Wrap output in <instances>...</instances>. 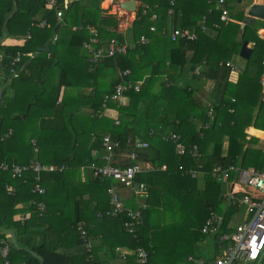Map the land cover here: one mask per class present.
<instances>
[{
  "label": "trees",
  "instance_id": "obj_1",
  "mask_svg": "<svg viewBox=\"0 0 264 264\" xmlns=\"http://www.w3.org/2000/svg\"><path fill=\"white\" fill-rule=\"evenodd\" d=\"M101 1L102 0H73L70 2V5L68 4L65 6L64 0H57V8L62 10L63 13L62 20L67 24L63 27L56 24L54 12L46 8V0H0L1 77L3 79L11 78L9 84L14 91L17 90L16 82L18 81L26 82L27 86L29 83H33L39 93L48 91L50 93L49 97L54 98L50 99L51 101L49 104H51L58 100L59 91L62 87L68 88L76 84L75 75L78 74L77 71L82 65H89V67H92L89 71L86 70L87 75L83 84L90 88L88 93L75 95V97L69 96L68 98L63 96V99L59 101L64 113L69 117L71 126L70 134L72 135L70 145L71 148L74 149L78 146H82L83 143L86 145V142H90V132H92L95 126L97 130H106L112 134L111 139L118 142V146L115 147L114 151H116V149L117 151L125 149L129 151L133 150L131 144L135 138L147 140L148 137L149 139L155 137L161 140V142H164L162 136L168 132L164 131L166 127L170 129L169 131L185 134L187 131L186 123L188 122L189 116L192 117L193 112H202L204 115L206 108H208V106L205 107L199 102H195L193 97V83L202 77L204 79L213 80L216 89L221 85L222 87H227V84H229L228 77L230 67L225 65V62L229 58L230 53L238 51L239 45L234 42V38H231L232 40L226 43L227 52L221 56L219 55L218 59L214 58L211 60L209 53L202 55L199 59L201 62L197 67L198 71H195L196 63L187 62L186 53L192 48L195 49L200 39L198 41H172L169 36L168 26L171 24V28H192L197 31L199 36L202 32L201 29L205 28H201V25H199V28L198 22L200 21L201 23L202 16L204 15L205 20L203 24L204 26L208 25V16L212 13V11H206L209 6L208 3H194V8L191 10V4L188 3L185 5V0H173L171 3L172 5H170L171 0H144L148 2L151 11H155L158 17L155 21L151 20L150 13L147 12L143 14L141 12L142 7L139 5L136 18L133 22V31L136 34V38L141 34H149V42L144 45H136L125 54L105 57L100 62L92 65L84 56L80 55L81 42L85 37H89L86 26L89 25L94 27V35L98 36L99 39H106L117 35L114 31L116 27L115 16L102 13L100 9ZM12 12L13 14L10 16ZM39 14L40 17L38 18ZM232 15L241 17L240 13H232ZM42 19H45L49 26H37L36 23ZM152 24L155 26V30L151 32L149 31V26ZM227 24L235 29L234 32L240 30V25L237 23L229 22ZM72 25L81 26V28L72 30ZM257 27L254 24L245 25V27H243L244 37L250 39L247 35V31L251 29L253 32H256ZM54 32H57L58 37L56 41L52 42L51 35ZM27 34H29L30 37L27 38ZM5 37L16 39L24 38L25 41L22 45H6L2 43ZM254 38L255 42L252 56L250 57V61L252 62H254V58L257 55H264V39L258 38V36ZM43 44H47L49 51L54 54L52 58H49L45 51H41L38 56L33 58L27 56L28 52L35 51ZM58 48H61L63 55H59V52L57 53ZM17 54H19V60L12 63ZM84 59L87 62L84 61ZM56 65L60 67V70L57 72L56 81L52 83L51 75L52 73L54 75V71L51 72V70L55 68ZM125 69H131L130 71L132 74L121 75L122 77H120V72ZM109 70L113 72L114 78L107 81L103 79L102 76L106 75V72ZM13 72H16L18 75L14 76ZM188 72H191L192 75ZM139 79L141 80L139 90L135 91L134 89H130L126 93V95L128 94L132 99L129 104L119 105L115 100L106 102L108 107L118 111L119 125H113L114 120L107 116H97V111L102 110L103 102L105 103L104 95L111 93L118 82L125 80L135 82ZM180 79H183L187 83L180 86L178 83ZM97 80L101 81V83H98ZM79 85L80 83L77 84V86ZM216 95L217 93H215V97L218 98V95ZM16 100L17 97L13 96L11 99L5 95L3 89H0V148L3 150L2 152L0 149V163H2V157H4V155L8 156L10 154L7 152V149L4 151V148L6 144H9L11 141L13 142L14 136H4L8 128L12 127L9 122L17 118V116L9 120L4 118L9 116L8 108L17 106L18 101ZM223 102L225 105H222ZM223 102L220 99L212 100L213 111L216 112V110L225 108V106L227 108V106L230 105L225 101ZM194 105H196L198 109H195L193 107ZM80 106H87L91 109V113L89 115L79 113ZM182 110L184 114L181 113ZM24 113L25 111H23L20 116ZM27 115L26 112L24 116ZM20 116L18 117L20 118ZM176 121L178 122L176 123ZM139 124L142 127H145L147 124L151 127L147 131H142L140 128H137ZM87 126H90L89 130H87ZM50 129L56 130L63 128L54 126L50 127ZM182 140L185 143L187 142L184 137ZM231 142L235 143L231 145V147L235 146V148L231 149L230 147L229 153H201L199 157L193 158L183 156L179 157L180 160L182 159L179 163L182 162L185 166V164L188 163L184 162V158H190V163L195 168L207 172V181L216 184H219V182L210 175V172L213 167L216 166L219 157H223L222 167L229 164L238 165V163L241 164V167H246L249 166L252 161V165L259 168L258 156H262L264 153L246 152L242 156V145L236 144L237 140L234 138H231ZM168 143L169 145H174L170 142H167V144ZM147 145L150 144L147 142ZM136 153L137 159L140 161H150L153 164L158 163L161 158L159 150L153 145L143 150H136ZM70 158L73 163H71ZM52 161L58 165H66L65 169L56 171L60 179L65 182L66 177H64V175L67 172L68 165L77 164L79 159L78 157H73L72 153H66L61 158H58V160L54 155L51 159V162ZM177 163L178 160L176 159L175 164ZM7 171L0 169L1 179L5 173H8ZM177 171L181 175L178 168ZM25 176L28 177L25 182H23L22 179L10 177V179L2 180V183H0V212L4 215L12 213L11 206L20 195L21 186L30 185L31 187L33 185V172H27ZM181 176L185 177L184 179L189 183L194 181L188 176ZM94 178L98 179L100 176ZM165 183H167L166 178L162 179L158 186L162 185L164 188H167L164 185ZM6 185L12 186L15 189L12 195L7 194ZM68 185V195L70 189L72 190V188H75L77 190L80 188L72 186V184L69 183ZM8 189L10 191V187L7 188V191ZM218 192L219 188L216 187H214L213 190L202 192L201 199H203L205 203L201 204L199 202L196 205L191 203L194 197L191 192H184V194L176 197L172 202V204L180 210L179 213L175 207L169 204L166 207L164 206V211L168 208H174L175 214L179 215L176 219L178 223L172 224L170 227L165 226L156 233L152 231L149 226L142 229L144 225L138 229L135 235L127 233L125 229L116 227V231L113 234L111 233L104 236V245L109 247L111 253L116 252L115 248L117 246H128L130 249H133L132 253L126 255L125 264H139L133 252L137 247L143 248L148 253L147 264H179L181 263L180 259L184 257L185 247L176 239L177 237H171L170 231L174 230L176 233L182 234L188 228L190 229L194 221L195 226L196 223H199L200 226L198 232L192 230L190 236L195 246L198 242L202 243L201 239L205 237L200 233V227L209 209L213 208L216 211L220 209V207H218L219 200L216 198ZM28 195L30 198L32 197L29 190ZM198 197H200V195H198ZM32 200L36 202L42 201L44 204L46 202L43 201V197L36 194H33ZM163 202L167 201L164 199ZM49 205H51L50 202ZM148 206L149 204H147V207ZM147 207L142 213L143 217L145 216V220L154 211L148 210ZM232 209L233 208H230V210ZM74 216L77 218L76 214ZM121 219L120 217L118 218V224L121 223ZM73 223H75L74 220ZM0 224L3 223L0 221ZM8 224L11 229L15 230L17 246L13 244L12 240H10V236L5 232H0V240L10 243L7 255L10 262L22 261L26 264H103L95 254L93 255V260L92 256H90L89 260L86 259L88 254L87 256L85 254V244L78 238L76 226L74 224L72 227H75H69L67 231L75 235V237H71V239L68 240H60L59 243L45 242L43 239L40 242H34V239L38 235L32 230V216L21 225L11 221ZM28 235L35 236L31 245L27 238ZM190 236L186 235L180 237L187 239ZM210 240L212 241V239ZM57 245L60 246V248L56 247ZM28 249L42 256V262H40L37 257L31 255ZM216 251L217 248L215 246L213 250L207 249L209 254L212 252L214 254ZM1 262L2 259H0V263Z\"/></svg>",
  "mask_w": 264,
  "mask_h": 264
},
{
  "label": "crops",
  "instance_id": "obj_2",
  "mask_svg": "<svg viewBox=\"0 0 264 264\" xmlns=\"http://www.w3.org/2000/svg\"><path fill=\"white\" fill-rule=\"evenodd\" d=\"M71 1L73 0H64L65 6L68 4L70 5ZM119 1L121 0H102L100 2V9L102 13L115 16L116 27L114 28V31L117 35L111 36L110 38L108 37L106 39H99L98 36L94 35V27L89 25L86 26L89 37H85L82 40L80 55L84 56L92 65L100 62L105 57L114 56L117 54H125L128 50L133 49L136 45H144L149 42L150 36H148L149 34L147 33L141 35H145L148 39V42L144 44L138 42L140 36L138 35L139 37H135L136 34L133 31V22L136 18L135 16L137 14L139 5H141L140 7L142 8L145 5L148 6L147 12L150 13V19L151 14L155 11H151L148 2L144 0H136L135 11H127L133 14V17L130 19V24L128 26V20L126 18L127 12L126 10L119 7ZM241 1L242 4L240 3V0H224L223 5H221L219 0H185V5L188 3L191 4V10L194 8V3L207 2L209 6L206 11H212V13H210V15L208 16V25L204 26L203 24V21L205 20L204 15L202 16L201 23L200 21L198 22V26L201 25V28H205L201 29L202 32L199 34V36L197 31L192 28H171V24H169L168 26L169 36L172 30L175 28L184 29L194 34L193 38H179L177 39L178 41H198L200 39V42L198 43L196 48H192L186 53L187 62L196 63V67L199 66L201 62L199 61V59L202 55L209 53L212 60L214 58L218 59L219 55L221 56L222 54L226 53V43H229L230 40H232L231 38H234L235 42V37L238 34H242L243 39L248 41V47L251 49L248 57L242 56L240 54L241 45L237 43L239 45L238 51L230 53L229 58L225 62V65L230 67L228 77L229 84H227V87H222L221 85L216 89L215 82L213 80L204 79L202 77H200L195 83H193V95L196 96V98H194L195 102H199L205 107L208 106V108H206V112L204 113V115L202 112H193L192 117L189 116L188 122L186 123V133L182 134L178 132V134L183 136L187 140V142H190L189 144H192L191 142H194L197 145L200 155L201 153H229L231 145L235 144L231 142V138L237 140L236 144L242 145V155H244V153L246 152L262 154L264 153V100L261 101L259 109L256 110L261 95H264V55H257L254 58V62L250 61L255 42L254 37L258 36V38L264 39V19L254 18L253 23H243L244 15L250 5L252 3L264 4V0ZM172 2L173 0H171L170 5H172ZM107 4H109L108 6L113 5L114 8L110 10ZM223 7L228 9L229 20L227 21L220 20V14ZM46 8L49 11L54 12L57 25H61L63 27L67 25L66 22L62 20V17L60 21L57 19L55 9L50 8L47 4V1ZM135 12L136 14L134 15ZM232 13H240L241 17H236L232 15ZM12 14L13 12L10 14V16ZM39 17L40 14L38 15V18ZM157 17L151 20L155 21ZM229 22L239 24L240 30L238 32H234L235 29L231 25L229 26V24H227ZM253 24L256 25V27L258 26L256 32H253L251 29H247V35L250 37V39H246L243 34V27H245V25ZM36 25L40 27L49 26L48 22L45 21V19L40 20L36 23ZM151 26L154 27L153 30H155V26L153 24L149 26V31L152 32L153 30L150 29ZM71 28L72 30H77L80 29L81 26L72 25ZM27 36L30 37L29 34H27ZM51 37L52 42L56 41L58 37L57 32L52 33ZM93 38L95 39V42L91 44L92 49L101 48L106 52L111 47V40H114L116 45H125V50L124 52L117 51L112 55L103 56L100 60L92 61L91 53L90 51H86V49L83 47V43L84 41H88ZM24 41V38L16 39L12 37H5L2 40V43L6 45H22ZM43 46L47 50H43L41 48L40 52L45 51L47 52V56L49 58H52L54 54L49 51L47 44H43L40 47ZM40 47H38L37 49H39ZM33 52H28L27 56L30 57ZM58 52L59 55H63L61 48L57 49V53ZM84 61L86 60L84 59ZM91 68L92 67H89V65H82V67L77 71L78 74L75 75L76 84L73 86H69L68 88L62 87L59 91L58 100L51 104H49V102L51 101L50 99L54 98L47 96L42 101H39L36 98V96H38L37 92H35L37 94H33L34 98L30 100V98L32 97H30L29 95H31V93L33 92L32 87H35L33 83H29V85L27 86L26 82L18 81L16 82L17 90L14 91L9 84L11 78L3 79L0 75V89H3L5 95L11 99L13 98V96L17 97L16 101H18L17 106L8 108L9 116L4 118L9 120L10 118L12 119L13 117L17 116V118H14L9 122L11 123L10 126L12 125V127L9 126L10 128H8V130L5 132L4 136H14L13 142L15 144L11 141L9 144H6L4 148V151L7 149L8 153L13 154L8 155L10 159H7L5 155L4 157H2L0 169H7V167L2 168L4 166L2 164L8 165V171H5L10 173V177L12 178V170L16 165L27 166L31 163H38L41 167V170L37 171L36 173L33 172V184L37 182L41 183V185H43L46 189V195L49 200H47L45 204L44 202L40 201L36 202L30 199V196L28 195V189H31L30 185L21 186V193L16 198L14 204L11 206L12 213L4 215L0 212V221L4 224H0V226L11 231L15 235V230L11 229L8 223L11 221L19 223L21 225L32 216V230L37 233L36 235H38L34 239V242H40L43 239V241L45 242L59 243L60 240H68L71 239V237H75V235L67 231L69 230L68 228L72 227V225L74 224L76 226L78 238L80 239V241L82 240L80 238L79 227L86 232L87 238L91 245V251L88 255L92 256V260L93 255L95 254V256L100 261H102L103 264H125L126 255L132 253L133 249H130L128 246H117L115 248L116 252L111 253L109 247L104 245V236L111 233L113 234L116 231V227L125 229V227L122 225L124 214L121 213L117 216H114L110 213L112 204L110 202V195L108 192L109 188L113 189L118 194L123 207L134 210L138 206H142V222L140 226H138V229L145 225L142 229H145L149 226L155 233L165 226L170 227L172 224L178 223L176 219L179 215L175 214L176 212L174 208H168L167 211H164V206H167L169 204L170 206L175 207L172 202L176 199V197L184 194V192H191V194L194 196L191 203L196 205L199 202L201 204L205 203L203 202V199H201L202 192L213 190L214 187L219 188V192L216 198H218L217 200H219L218 207H220V209L218 208L219 210L217 211L219 213H225L226 215L229 214V212L233 211V209L230 210V208L228 207V202H226V212L225 210L223 211L222 206V201L224 198L223 195L226 193L227 189H229V180L218 179L211 174L212 170L218 165L219 158L217 159L216 166H214L210 172V175L219 182V184H216L209 183L207 181L206 175L208 174L206 171L195 168L190 163V158H193L191 155H185L190 157L184 158V162L188 163L185 164L186 168H191L196 171V176L184 175L194 180L192 183H189L184 179L185 177L181 176L183 174L180 172V175L177 171L178 165L182 163H179V161H181L182 159L180 160V156H178V154L175 152V146L169 145V143L167 144V142H161V140L155 137L150 139L148 137L147 140L135 138L131 144L135 152L136 150H143L148 146L153 145L156 149L159 150L161 154L160 161L155 164L150 161H140L139 159H136V164H139L141 168V171L137 174L136 178L138 181L144 182L147 186H149L147 189L146 198H144L143 196H139L130 187H126L111 178H94L96 176L93 175V170L90 167V163L93 161H95L99 165H105L107 163V161L103 158V155H105L106 153H104L102 147V136L104 134H109L110 136H112V134L106 130H97L95 126L92 129V132H90V142H86V145L83 143L82 146H78L76 149L71 148L70 142L72 135L70 134L71 126L69 123V117L64 113V110L61 108V104L59 103V101L63 99V96L65 98H68L69 96L75 97V95L88 93V90H90V88L84 86L83 84L87 75V71H89ZM59 70L60 67L57 65L51 70V72L54 71V75L53 73L51 75L52 83L56 81L57 72H59ZM130 70L131 69H125L120 72V77H122L121 75H131L132 73ZM189 74L192 75L191 72ZM13 75L17 76L18 74L16 72H13ZM102 78L108 81L114 78V74L109 70L108 72H106V75L102 76ZM97 82L101 83V81L98 80ZM79 83L80 85L77 86V84ZM118 83H132L138 84L140 86L141 80L139 79L135 82H131V80H125ZM178 83L180 85H184L187 82H185L183 79H180L178 80ZM130 89L134 88L128 87L125 90L122 99L117 102L119 105L130 103V101L132 100L131 96L129 97L128 94L126 95L128 90ZM215 93H217L218 98L215 97ZM219 99L222 100V102L225 101L230 105L227 106V108L225 106V108L218 109L216 110V112H214L212 107V100ZM222 105H225L224 102L222 103ZM83 107L88 108L87 106ZM105 107H102V110L97 111V116H107L114 120L113 125H119L120 121L118 111L111 107H108L107 105ZM193 107L195 109H198L196 105H194ZM210 108H212V110H210ZM35 109L41 110V112L39 114H36L34 112ZM23 111H25V113L20 116ZM90 111L91 109H88L86 114L89 115L91 113ZM26 112L28 115L24 116L26 115ZM181 113L184 114L183 110ZM18 116H20V118ZM116 120H118V123L115 122ZM177 122L178 121H176V123ZM54 126L63 129H50V127ZM150 127L151 126H148V124L145 127H142L140 124L137 126V128H140V130L142 131H147L150 129ZM87 128V130H89L90 126H87ZM169 130L170 129L167 127L164 128V131ZM9 131L11 132L9 133ZM141 140L148 142L150 145H147L146 147H137L136 143ZM232 148H235V146L231 147V149ZM93 151H95V153H93ZM129 152L130 151L127 149L121 151H117L116 149V151H114L111 156L112 163L122 165L123 163H125L126 155ZM66 153H72V156L78 157L79 161L77 162V164L74 163L68 165L69 167H67V172L64 175V177H66V181L64 182L62 179H60V176L56 173V171L49 170V167L59 166L55 162H51V159L54 157V155L58 160V158H61ZM176 159L178 160L177 164H175ZM70 161L71 163H73L71 158ZM251 162L250 165L246 167H241L240 163H238V165L236 166L244 169L255 168L264 170V154L262 156H258L259 168L253 166ZM65 168L66 165L61 170ZM234 175L235 173L232 172L230 174V178L234 177ZM164 178H166L167 182L164 185L167 188H164L162 185L158 186L160 181ZM24 179L26 180L28 179V177L24 175ZM68 183L72 184V186H77V188L80 187L79 189H77L78 192L75 188H72V190L70 189L68 195ZM8 186L9 185H6L5 187L6 192L7 194L12 195V193L10 194L7 191ZM122 186L127 189H123ZM170 188H177V190H173ZM60 192H62L63 198L60 202H57L58 198L61 196ZM198 195H200V197H198ZM164 199L167 202H163ZM49 202L51 203V205H49ZM40 204L43 206V209L40 208ZM147 204H149L148 207ZM69 205H73L75 207L74 212H67V208ZM146 207L148 210L154 211L145 220V216L143 217L142 213L144 209H146ZM236 213L237 212L234 211V215ZM75 214L77 218H75ZM174 214L175 216L173 217ZM117 217L122 218L120 224H118L117 222ZM63 219L68 221H64ZM73 220L75 221V223H73ZM75 226H73L72 228H74ZM192 226H195L194 221L192 222ZM192 226L190 227V229L188 228L187 230H185V232L181 231L184 232L182 234L176 233L174 230H171L170 235L171 237H177L176 239L180 243H182L184 242L185 238L180 236H190V232L193 230ZM125 231L129 233L127 230ZM10 240H12L11 236ZM201 240L202 243H212V241L208 238H203ZM202 243L198 242L196 244V248ZM56 247L60 248V246L58 245ZM204 249V254H208L209 256V253L207 252L208 247ZM197 251L199 252V250ZM199 253H187L183 258L180 259L181 263L179 264H191L187 260L188 256L204 257V254Z\"/></svg>",
  "mask_w": 264,
  "mask_h": 264
},
{
  "label": "built area",
  "instance_id": "obj_3",
  "mask_svg": "<svg viewBox=\"0 0 264 264\" xmlns=\"http://www.w3.org/2000/svg\"><path fill=\"white\" fill-rule=\"evenodd\" d=\"M50 8L55 9L56 17L60 21L62 17V10L57 8V0H46ZM223 5L224 0H219ZM148 11V6L145 5L141 12L144 14ZM127 12V11H126ZM136 12L134 13V15ZM137 15V14H136ZM228 9L223 7L220 14V20H229ZM136 17V16H135ZM157 14L153 12L151 19H155ZM154 29L153 26L150 27ZM29 37V36H27ZM170 37L172 40L179 38H193L194 34L187 30L175 28L172 30ZM95 39L84 41L83 47L86 51H90L92 61L100 60L105 55H112L115 52H124L125 45H116L114 40H111V47L105 52L101 48L92 49V45ZM138 42L144 44L148 42L145 35H140ZM19 60V54L13 59V62ZM198 71V68H195ZM128 87H133L135 90L139 89L138 84H126L118 83L115 85L113 91L104 95L103 107L106 106L107 101H117L122 99L125 90ZM106 108V107H105ZM212 110V108H210ZM118 123V120L115 121ZM11 131H9L10 133ZM8 133V134H9ZM162 139L164 142H170L175 146V152L178 156L183 157L186 154L192 157H199L197 145L195 143L189 144L182 140L181 135L174 131H168L163 134ZM118 146L117 141H113L109 134L102 136V147L105 155L103 158L107 161L105 165H99L95 161L90 163V167L93 170L94 176L108 177L118 183L130 187L139 196L147 197V185L144 182L137 180V174L141 171L139 164H136L137 154L130 151L126 155L125 163L122 165L113 164L111 156L115 147ZM137 147H146L147 142L139 141L136 143ZM95 153V151H93ZM65 165H59L55 167H49V170L58 171ZM4 165L2 168H6ZM178 170L183 175L196 176V171L180 163ZM33 169V172L41 170L38 163H31L27 166L16 165L12 170L13 177H21L22 174ZM234 172V177L230 178V174ZM215 178L229 180V189L223 195L228 201V207L233 208L229 214L219 213L218 211L210 208L208 214L204 220V223L200 227V233L208 239H212L217 251L213 254L210 253L208 257H195L188 256L187 260L191 264H263L264 255V170L255 168H241L239 166L229 164L225 167L217 165L211 173ZM37 183H34L32 190L37 189ZM110 195V202L112 204L110 213L117 216L121 213L126 214L127 217L123 222L125 230L135 235L140 226L141 210L142 206H138L136 209H130L122 206L118 194L111 188L108 189ZM35 203V202H33ZM40 208L43 206L40 204ZM235 212H240V220L234 221L232 218L235 216ZM135 232V233H134ZM80 238L85 244L86 254L91 251V245L87 238L86 232L79 227ZM8 241L0 240V258L2 262L0 264H26L25 262H10L7 258L9 252ZM255 250V254H254ZM135 258L139 264H147L148 253L141 247H137L134 251ZM87 260L90 259V255L87 256Z\"/></svg>",
  "mask_w": 264,
  "mask_h": 264
},
{
  "label": "rangeland",
  "instance_id": "obj_4",
  "mask_svg": "<svg viewBox=\"0 0 264 264\" xmlns=\"http://www.w3.org/2000/svg\"><path fill=\"white\" fill-rule=\"evenodd\" d=\"M240 3L242 4V1L240 0ZM126 18H127V25L129 26V24H130V19L133 17V14L131 13V12H127V14H126ZM124 21H125V19H124ZM263 35H264V33H263ZM181 86V85H180ZM0 87H1V84H0ZM33 88V92L31 93V95H29L30 97H32V98H30V100H32L33 98H34V96H33V94L35 93V92H37L38 93V96H36V98L39 100V101H42L45 97H47V96H50V93L48 92V91H43V92H41V93H39L37 90H36V88L33 86L32 87ZM37 93H35V94H37ZM193 97L194 98H196V96H194L193 95ZM80 109H79V113H83L84 115H86V112L88 111V109L89 108H86V107H83V106H80L79 107ZM36 114H39L40 112H41V110H38V109H35V111H34ZM11 155L13 154V153H10ZM6 158L7 159H10V157H7L6 156ZM9 162H10V160H9ZM2 165H5V164H2ZM7 166V169H4V170H8V165H6ZM10 170V169H9ZM11 171V170H10ZM12 178H15V177H13L12 176ZM6 179H10V173H5L4 175H3V178L1 179L0 178V183H2V180H6ZM37 189L36 190H32V188L29 190V193L32 195V197H33V194H36V195H39V196H41V197H43V201H47L48 200V197H47V195H46V189L44 188V186L43 185H41V183H39V182H37ZM148 187L149 186H147V189H148ZM122 188L123 189H127V188H125V187H123L122 186ZM170 189H173V190H177V188H170ZM61 191V190H60ZM60 197L58 198V200H57V202H60L61 200H62V198H63V194H62V192H60ZM32 197L30 198V199H32ZM228 200L226 199V198H223V201H222V206H223V211L225 210V212H226V202H227ZM40 202H42V201H40ZM166 207V206H165ZM202 208H203V206H202ZM177 209V212L179 213L180 212V210L178 209V208H176ZM74 210H75V207L73 206V205H69L68 206V208H67V212L68 213H72V212H74ZM168 210V209H167ZM166 210V211H167ZM222 211V212H223ZM174 213V212H173ZM124 216V219L122 220V225H123V222H124V220L126 219V217H127V215L126 214H124L123 215ZM175 216V214L173 215V217ZM240 216H241V213L240 212H237L236 214H235V216L232 218L234 221H239L240 220ZM179 219V218H178ZM199 226H200V224L199 223H196V226H194L192 229L193 230H195L196 232H198V228H199ZM0 232H3V231H0ZM191 234H192V232H190ZM27 238H28V241H29V243H30V245H31V243L33 242V236L32 235H28L27 236ZM208 241V240H207ZM206 241V242H207ZM182 245H184V247H185V251H184V256L187 254V253H196V252H198L197 250H199V252L201 253V254H204L205 253V249L204 248H207L208 247V249H210V250H213L214 249V246H213V243H211V242H208V243H202V244H200V246L198 245L197 246V248H196V246L194 245V242H193V239H192V237L190 236V237H188L187 239H185L184 240V242H182ZM208 256V254L206 255V254H204V257H207ZM210 256V255H209ZM203 257V256H202ZM263 264H264V261H263Z\"/></svg>",
  "mask_w": 264,
  "mask_h": 264
},
{
  "label": "water",
  "instance_id": "obj_5",
  "mask_svg": "<svg viewBox=\"0 0 264 264\" xmlns=\"http://www.w3.org/2000/svg\"><path fill=\"white\" fill-rule=\"evenodd\" d=\"M119 7L121 9L126 10V11H135V9H136V0H121V1H119ZM254 18H263L264 19V4H262V3H252L250 5V7L247 9V11H246V13L244 15L243 23H253ZM235 42L241 45L240 54L242 56L248 57V54L250 53L251 49L248 47V41L243 39L242 34L236 35ZM41 48L43 50H47L44 46L40 47L39 49L34 51L31 54L30 57L33 58V57L37 56L39 54ZM262 100H264V95H261V97H260V99L258 101V105H257V109L256 110L259 109ZM222 161H223V158L219 157L218 165L221 166L222 165ZM0 230L5 232V233H7V234H9L11 236L13 244L15 246H17L16 240H15V235L11 231H9V230H7L5 228H2L1 226H0ZM28 251H29V253L31 255L37 257L40 260V262H42V256H40L37 252H35L33 250H30V249H28Z\"/></svg>",
  "mask_w": 264,
  "mask_h": 264
},
{
  "label": "clouds",
  "instance_id": "obj_6",
  "mask_svg": "<svg viewBox=\"0 0 264 264\" xmlns=\"http://www.w3.org/2000/svg\"><path fill=\"white\" fill-rule=\"evenodd\" d=\"M22 166H23V165H22ZM30 171L33 172V169H29V170L25 171V172L22 174L21 177H15V178L22 179V181L25 182L24 175H25L27 172H30ZM33 185H34V184H33ZM33 185H32V186H33ZM8 187H10V191H9V189H8V193H10V194L12 193V194H13L15 189H14L12 186H8ZM31 188H32V187H31Z\"/></svg>",
  "mask_w": 264,
  "mask_h": 264
},
{
  "label": "bare ground",
  "instance_id": "obj_7",
  "mask_svg": "<svg viewBox=\"0 0 264 264\" xmlns=\"http://www.w3.org/2000/svg\"><path fill=\"white\" fill-rule=\"evenodd\" d=\"M109 4H107V6H108ZM109 7V9L110 10H112L113 8H114V6L113 5H111V6H108Z\"/></svg>",
  "mask_w": 264,
  "mask_h": 264
},
{
  "label": "snow or ice",
  "instance_id": "obj_8",
  "mask_svg": "<svg viewBox=\"0 0 264 264\" xmlns=\"http://www.w3.org/2000/svg\"><path fill=\"white\" fill-rule=\"evenodd\" d=\"M254 254H255V250H254Z\"/></svg>",
  "mask_w": 264,
  "mask_h": 264
}]
</instances>
